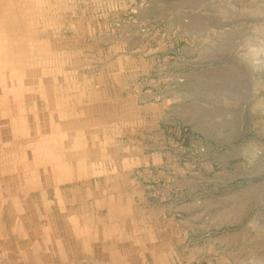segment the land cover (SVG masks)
<instances>
[{
	"label": "rangeland",
	"instance_id": "obj_1",
	"mask_svg": "<svg viewBox=\"0 0 264 264\" xmlns=\"http://www.w3.org/2000/svg\"><path fill=\"white\" fill-rule=\"evenodd\" d=\"M0 264H264V0H0Z\"/></svg>",
	"mask_w": 264,
	"mask_h": 264
},
{
	"label": "crops",
	"instance_id": "obj_2",
	"mask_svg": "<svg viewBox=\"0 0 264 264\" xmlns=\"http://www.w3.org/2000/svg\"><path fill=\"white\" fill-rule=\"evenodd\" d=\"M192 74H196V73H194V72H192ZM189 74H188V78H189ZM187 78V79H188ZM126 85V84H125ZM128 85V84H127ZM124 86V88H125V90L127 91L128 90V88H129V86ZM189 86L187 85V87H186V89L189 91V88H188ZM183 88V87H182ZM122 91H124V89H122ZM125 91V92H126ZM120 94L121 95H119V96H117V95H114L113 93H108V94H105L106 96H105V98H107V99H111V104H105V105H98V106H96V107H94L93 108V112L94 111H98V113L100 112V110L102 109V114L103 115H109V113H111L110 111H109V108H111V106L113 107V109H115V104L114 103H116V104H122L123 103V106H124V104H125V102H127L128 100H133V99H137V93H134L135 95L133 96L132 95V93L131 92H126V94H122V92H120ZM109 95V96H108ZM140 96V95H139ZM106 106V107H105ZM151 106H153V104L151 105ZM187 107L188 106H184V108H186L187 109ZM154 110L152 111L153 113H154V115L155 114H157V117H159V115H162L161 113H165L163 110H161V109H159V106H157L156 104H154ZM134 112L135 111V116H139V111H138V109H126L125 107L124 108H121L120 107V112L122 113V114H128V113H131V112ZM141 117L139 116V119H140ZM79 121V120H78ZM135 122H139V123H141V119L139 120V121H135ZM73 123H75V121L73 122ZM73 126V125H72ZM139 125L137 124L136 126H135V129H136V131H140V129H139V127H138ZM161 129H157V131L156 132H154V133H152V136H156V135H158V136H160L161 135ZM85 156V155H84ZM75 167H79V166H75ZM63 167H61V169H62ZM62 173H66V171L65 172H62ZM71 175H75L74 173H70Z\"/></svg>",
	"mask_w": 264,
	"mask_h": 264
}]
</instances>
